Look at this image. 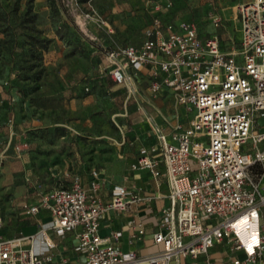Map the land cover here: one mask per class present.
<instances>
[{"label": "built area", "instance_id": "obj_1", "mask_svg": "<svg viewBox=\"0 0 264 264\" xmlns=\"http://www.w3.org/2000/svg\"><path fill=\"white\" fill-rule=\"evenodd\" d=\"M152 8L161 11L159 4ZM236 11L240 39L226 50L218 36L202 37L192 23L164 24L156 17L139 44L103 51L102 71L126 90L128 101H136L139 93L135 75L146 70L151 94L170 91L192 119L188 127L177 121L167 134L139 107L159 158L141 156L131 168L164 176L168 184L169 205L154 235L163 251L154 257L123 252L119 232L100 236L109 211L124 212L141 199L116 186L110 202L103 203L96 169L87 187L74 175L68 187L37 191L38 202L23 207L28 215L48 211L52 230L74 235V250L85 256V264H217L211 257L216 248L230 255V264H264V133H254L264 118V0H250ZM221 22L212 18L215 28ZM39 237L45 248H54L45 231ZM23 241H0V264L51 261Z\"/></svg>", "mask_w": 264, "mask_h": 264}, {"label": "rangeland", "instance_id": "obj_2", "mask_svg": "<svg viewBox=\"0 0 264 264\" xmlns=\"http://www.w3.org/2000/svg\"><path fill=\"white\" fill-rule=\"evenodd\" d=\"M249 1L0 0V211L19 188H66L78 171L104 170L118 154L141 99L126 102L102 71L105 49L139 44L157 17L192 23L226 50L240 39L236 7ZM257 124L263 134L264 118Z\"/></svg>", "mask_w": 264, "mask_h": 264}, {"label": "crops", "instance_id": "obj_3", "mask_svg": "<svg viewBox=\"0 0 264 264\" xmlns=\"http://www.w3.org/2000/svg\"><path fill=\"white\" fill-rule=\"evenodd\" d=\"M135 78L139 90L136 102L141 99V104L138 105L137 112L131 114L132 119L126 121L121 128L123 137L116 151L118 154L104 170H98L101 182L99 195L103 203H109L113 189L116 186H123L131 194L139 196L141 201L128 205L124 212L109 211L101 220L99 234L103 238H112L115 233H121L118 241L119 248L125 253L133 252L138 258L146 259L163 251L161 245L155 244L154 235L161 231V212L169 205V200L167 198L168 184L164 176L154 178L149 171H133L131 168L141 156L159 158V147L139 107H143L167 134L171 132L172 125L177 121H180L184 127H188L192 113L178 106L170 91H164L157 96L152 95L149 90L150 77L146 70L137 73ZM143 84L147 85V90H143L141 87ZM122 89L128 102L126 90L123 87ZM131 101L134 102V100ZM183 109L188 113L187 120L183 117ZM8 170L7 172H10V169ZM158 170L163 172L164 167L160 165ZM90 171L82 170L75 174L82 178L86 187L90 181ZM9 176L12 177L11 173ZM7 184L10 187V182ZM17 192L16 198L0 211V241L24 239L25 247H33L43 258L51 257V261L45 264H85V256L74 250L77 245L74 235L69 233L60 236L52 230L51 216L48 211L42 210L36 215H28L25 212L23 208L25 205H35L38 202L36 193L31 192L25 195V189L22 188H19ZM131 222H135L133 227L130 225ZM41 231L48 234L54 248L48 250L44 247L39 237ZM140 231L143 233L140 234ZM33 237L34 242L31 243L30 239ZM211 257L217 264H230V255L219 248L212 250ZM170 264L178 263L171 261Z\"/></svg>", "mask_w": 264, "mask_h": 264}, {"label": "trees", "instance_id": "obj_4", "mask_svg": "<svg viewBox=\"0 0 264 264\" xmlns=\"http://www.w3.org/2000/svg\"><path fill=\"white\" fill-rule=\"evenodd\" d=\"M126 46V45H125ZM111 49H114V48H109L107 50H111ZM106 50V49H105ZM103 53V52H102ZM102 56V55H101ZM102 66H103V58H102ZM109 77V76H108ZM111 80V79H110ZM115 84V83H114Z\"/></svg>", "mask_w": 264, "mask_h": 264}]
</instances>
